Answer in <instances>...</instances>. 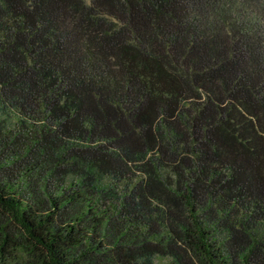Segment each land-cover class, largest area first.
<instances>
[{"label":"trees","instance_id":"16d2710c","mask_svg":"<svg viewBox=\"0 0 264 264\" xmlns=\"http://www.w3.org/2000/svg\"><path fill=\"white\" fill-rule=\"evenodd\" d=\"M264 264V0H0V264Z\"/></svg>","mask_w":264,"mask_h":264},{"label":"rangeland","instance_id":"374dc122","mask_svg":"<svg viewBox=\"0 0 264 264\" xmlns=\"http://www.w3.org/2000/svg\"><path fill=\"white\" fill-rule=\"evenodd\" d=\"M165 264H167V262H165Z\"/></svg>","mask_w":264,"mask_h":264}]
</instances>
